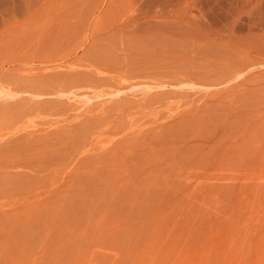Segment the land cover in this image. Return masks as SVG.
<instances>
[{
  "label": "rangeland",
  "instance_id": "1",
  "mask_svg": "<svg viewBox=\"0 0 264 264\" xmlns=\"http://www.w3.org/2000/svg\"><path fill=\"white\" fill-rule=\"evenodd\" d=\"M111 1L112 0H0V30L4 29V24L8 23L10 20L25 19V12L29 7H38L42 5L47 6V4L48 6L54 5L53 7H55V9L51 10L52 12L56 10L54 14L51 13L50 10H46L48 9V6L45 7V9L43 8L44 11L42 13L44 15L42 13L39 14L41 15V18L42 15L44 18V16L46 17L48 14L47 17L52 18H50L52 20L51 23L54 22L55 24V21L59 19L64 20L68 17H71L69 16L71 14L66 12V10L68 11L71 9L70 5L72 7L73 5L77 6L79 4H81V6L82 4L83 6L88 5L90 7L100 5L98 8H96L97 10L95 9L93 14L91 12L86 13L89 15H86L85 13L80 15L77 13L80 15L77 16L78 18L80 17L81 20L87 19L89 21L90 24L88 26L90 29L88 31L91 30L89 33V39L91 40H84V42L86 41V46L84 48L78 46L74 53L76 55L73 54V58H81L80 62L85 61L90 56L100 59L99 55H104L106 50H109L110 52V48H101L99 45L100 42L105 44V40L100 38V34L102 33L101 29H103L101 27L107 25L110 20L115 18L117 15L116 14L113 16V10L111 11L109 9V4L111 5ZM114 2L116 5H119L120 1L118 2V0H113L112 5H115ZM261 2H256V4L254 3L247 6V8L246 6H241L248 10L250 9L251 12H248V10L245 9V12H241L242 14L239 13L240 18H234V21L230 22L231 24L234 22L233 25L226 23L227 20H223L225 19L224 17H219V19L215 20L216 22L213 26H233L235 31L234 34H236L238 37L245 36L244 32L246 33L248 28H250L248 18H253L251 16L258 10V14L259 12H264V2L260 4ZM253 5H257L258 8ZM57 6L60 9L57 8V10ZM64 6L69 8L64 9ZM106 7L108 8V11L105 10ZM110 8L112 9V7ZM253 8L256 9H254V12ZM237 9L234 8L233 10L235 11ZM12 12H16V14H13ZM255 13L254 17L258 15H255ZM73 15L74 14H72V17ZM261 15L264 14L261 13ZM7 18L10 20L7 21ZM74 18L76 19V14L72 20ZM1 22L5 23L1 25ZM79 23H85V21H81ZM92 23L95 24V27H92ZM82 25L83 24H81V26L80 24L78 25V31L75 30V33L74 31L73 33H71L72 31H68L69 36L72 34L71 37H75L73 38V43H76V45L79 44L78 42L80 38L82 40L85 34ZM54 26L55 29L53 28V30L51 29L49 32L53 33L55 30H57L58 33L55 31V35L52 34V36H50L51 38L56 36V34H59L56 37L59 36V39L62 40V37H69L68 35L66 36V32L64 30L62 33L58 30L60 27L58 28V26ZM92 31H94V34L97 35L94 40H92ZM51 33L49 34L51 35ZM108 34L110 35V33ZM108 37L109 36H107V38ZM1 38L2 37H0V39ZM77 38H79L78 41ZM69 39L66 40L68 41ZM108 40L106 42H109ZM1 41L2 43L0 42V44L3 45L6 40ZM70 42L72 43L71 39ZM99 48L102 50H99ZM90 49L91 51H89ZM100 51L102 52L100 53ZM187 51L188 50H186V52L180 51V55L173 54L175 55L174 59L176 58V60L174 61L176 62L179 58L182 60V62L186 60L188 62V60L192 59L194 56L192 61H194L195 64L194 62L189 64V62L191 63V60L188 63L185 62L186 66L189 64L186 70L184 69V62L182 64L180 60V63L184 67L180 63L178 64L179 67H177L178 65H176V63H174L172 60V55L170 60H164H166L168 63L173 61V65L176 69H173L172 64L169 63L170 65L168 64L167 67L171 66L170 68H172V70L166 71V63L160 60L161 57L164 58L162 52H158V55L161 54L160 56H156L157 52L154 53L155 51H150L148 53L149 56L146 57H148V59L150 58L152 61L155 60V63L153 62L154 64H152L150 59L146 60V57H144L145 59L142 58L141 60H138V67H140L141 61L142 64L149 61L150 63L147 62L148 64L146 63L145 66L152 64V66H155L153 68L154 70L155 68L157 69L158 65L163 67L165 66L166 68H163L161 73L166 72L167 76H161L163 77L161 80H168L169 78V81H172L171 83L167 82L166 85L152 86L150 89L147 88L145 90H143L140 86H135V88H127L128 90L125 89V92L121 91V94H116L114 97L112 95V98L110 96V98H108V96H106L107 98L105 96L95 98L91 99V102H88L89 104H86L92 106L94 108L93 110L96 111L99 110V107V111H101L104 105V109L106 110L107 108V114L110 112V117L105 119L107 121H102V123H107V125L110 126H104V129L107 130L105 135L108 134V131L109 134H111V126L113 124L112 128L118 126V128L115 127L114 129L119 130V132L122 130L121 133H118V131L114 133L120 134L119 136H123L122 138H124V136L127 137V134H129L130 137L126 139V142H124L125 140L123 141V144H121L122 146H120L122 147L121 149L118 146L115 147L116 150L119 151H110L105 149L106 151H100L102 154L98 153V150H92L93 152L87 151L86 154H84V159L81 158L82 156L79 157V154H77L75 151L69 154L66 149L69 150L71 147L65 145L64 142H62V146H59V148H62L63 150L61 154L66 155L61 156V154L59 155V152L55 153V155H57V159L52 161L56 157L55 155L53 156L54 158H48L50 160L52 159L51 161L47 159L49 164L48 161L45 163L42 162L44 165H42L40 162L41 166H39L38 160L34 161L35 157L29 154L33 148H37L36 150H39L41 147L45 148L48 144H52L56 141L58 133L63 134L67 131L68 127H60L61 125L58 126L59 123L57 121V124L54 123L55 120H57L55 116L53 117V115L50 114L45 116L44 114H47L45 113L46 110H48V113H50V107L54 106L52 104L57 103V100L55 99H58L59 105L56 104L57 106H60L64 100L65 102H70L68 103L69 105L71 104L73 98L75 99L74 101H76L75 104H77L78 102L75 96L70 95L72 98L70 100L67 97H61L63 98L62 101V99L58 97L56 98L54 95H49L50 97L48 96L45 101L49 99L48 101L50 102H44L46 97H43L44 99L38 97V101H41L38 103V101H34V99L36 100L35 97L32 99V97L28 96V98L30 97L33 101L28 99L29 102L26 100L21 102L20 97L22 96L20 95H15V97L12 96L14 98L13 99L12 97H9L10 95L7 97L5 96L6 94L0 93V107L2 108H0V111L2 110L0 112V131L1 134H3L0 135V155L3 153L5 154V150L7 149L11 152L6 153L9 156H6L8 160L6 159L5 161L6 163L8 161L9 164H0V264H264V145H262L264 144V141H262L264 140V135H262L264 134V130H262L264 129L262 128L264 127V124H262L264 123L262 122L264 121V118L260 119L261 117H264V105H262L264 104V66H262L264 64H255L253 66L252 64H248V67L245 69V71L243 70V74L242 72L240 73L241 76H238V78L236 77V80L234 79L228 83L218 82L219 84H216L215 86H209V88L200 87L198 85V87L196 85L190 87L188 85L186 86L185 84L179 85L177 82H175V80H177L180 75V77H182L183 72L192 70L197 74L199 72L206 73L208 70L211 73L221 74L220 72L222 71L218 72V70H215L214 68L215 65L216 68H225L226 58L223 60L222 58L224 56H205L206 54L198 51H196L197 53L190 55V51H188L189 53ZM109 52L107 51L106 54ZM2 56L3 55H0V57ZM152 56L155 58H152ZM158 57L162 62H159ZM218 57H220V59ZM98 59L96 61H98ZM198 60L200 61L198 62ZM1 61L0 68L2 70L0 69V88L2 89L1 84H5L7 80L12 81V77L14 76L13 74L15 72L13 71L14 73L12 72V75L6 77V75L9 73L7 70L11 68V66H8L7 64L4 66V62ZM216 61L218 63H216ZM85 62L88 61L86 60ZM156 63L159 64L157 65ZM142 64L141 67L144 66V64L143 66ZM191 65H195V67H192ZM25 66L26 65H24V69L19 68L22 69L23 72L21 71V73L24 75H27L28 73L40 72V70L38 71L37 69L33 68H31V70L29 69V72L27 68L31 65H27V68ZM161 66L158 68V71L161 70ZM32 69L36 70L37 72L32 71ZM153 69L150 71H153ZM173 70L175 72H173ZM157 72L155 73L158 74ZM156 74H154V80L156 78V80H158V77L160 78L158 75V77H155ZM195 77H197V81H206L203 79L204 77L200 75ZM3 78L8 79L2 81ZM194 80L196 79L194 78ZM173 82H175L176 85H171L175 84ZM226 87H228L227 90L229 91H226ZM219 88L222 89V92ZM157 89L162 90L160 91ZM215 90L218 91L216 92ZM234 91L235 93H233ZM238 91H240L239 94ZM51 97L55 99L51 100ZM115 97L117 100H121V102L119 100V104L117 100H114L116 99ZM244 97L249 103L246 102ZM102 98H104V100ZM42 99L44 106L42 105ZM12 100L13 102L16 100L15 103L19 104L15 106L16 104L12 103ZM6 101L10 109H6ZM9 101H11L12 104L9 105ZM74 101L72 104H74ZM82 101L83 100L80 99L78 104L80 105ZM96 101L98 102L97 107L96 105H92ZM25 102L26 104L24 105L26 107L23 106V103ZM33 102L34 104H32ZM100 102H102V104ZM21 103L22 107L20 108L18 106H20ZM110 104L112 107H109ZM61 105L63 106L64 102ZM66 105L67 104L65 103L64 107H67ZM207 105L208 107H206ZM40 106L42 107L40 108ZM121 106L123 108H121ZM136 106L141 107H138V109ZM14 107H18V109ZM125 107L127 110H122ZM11 108L14 109L12 110ZM41 109L44 111V114H42L43 111ZM166 109L168 111H166ZM192 109H194V111ZM128 110L129 112H125ZM164 111L166 117L162 115ZM20 114L23 115V117H17L20 116ZM197 114L199 116H197ZM117 115L119 117H117ZM121 116V119L123 120L124 117L127 118L125 119L127 120L125 123L124 121H121L125 125H121L119 122ZM137 116H139L138 118H140V116L142 118L139 120ZM50 117H52V119ZM82 117L83 116H80L79 118ZM111 118L112 120L110 121ZM188 118L190 121H188ZM17 119L19 120L17 121ZM83 119L85 120V118ZM191 119L194 120L192 121ZM143 120L145 122L144 124ZM89 121L90 119H88V122ZM113 121L118 125L114 126L116 123H113ZM134 121L137 123L135 124ZM154 121L161 124L162 126H167L165 127L166 129H168V127L170 129L174 127V130L168 129L169 132H167L168 130L163 131L161 127L160 129L157 127V129H154L152 133L143 134L145 131L148 132L146 129L149 127L150 122L152 123ZM16 123H19V125L21 124V126L18 127L19 129H17V126H14ZM202 123L203 126L201 127L200 125H202ZM193 124L194 126L192 129ZM259 124H262V129L259 128L260 126L258 127ZM12 125L14 127L13 129H10ZM35 126L37 128H35ZM120 126H123V128ZM195 126L197 128H195ZM31 127H33L34 130ZM46 127L48 128L46 129ZM20 128L22 129L20 130ZM108 128L111 130H108ZM138 128L140 129L138 130ZM49 129H51L52 132ZM114 129L112 130V136L116 139L118 134L113 135ZM194 129L197 131H193ZM127 130L132 132H127ZM239 130L241 132H239ZM158 131H160L158 133L159 137L160 133L164 134L161 136L163 139L169 137L174 138V135L176 136L173 140H171V142L168 141L174 144V146H172L173 149H171L173 152L170 151L171 156L164 154L167 153L166 151L169 153L170 149L167 147L166 149L164 147L160 149L154 147L156 151L154 148H152V150H154L156 153L159 152L157 149L163 150L162 152L165 159L161 161L159 160L157 162L158 159L156 158H160L157 157V155L159 156L160 153L155 155L152 150H149L151 149L150 145H148V143L145 141H148V137L152 136V134L154 137H156V132ZM221 131L222 133H226L227 131L234 133L232 135H227L228 133L225 134L228 136L225 138V135H222ZM242 131H244L245 134L244 132L242 133ZM254 131H261L262 134L259 135L262 137L257 134L258 132L256 133ZM124 132L127 134H124ZM153 132H155L156 135ZM171 132H173L174 135L172 134L168 137L166 134ZM133 133L135 134L132 135ZM188 133L190 134L188 135ZM220 133L223 137V141H221V143L218 141L220 140L218 138V136H220L218 134ZM237 133H242L243 136H240V134ZM66 134L67 132L65 135ZM41 135L42 137H40ZM244 135L246 136L244 137ZM4 136L5 139L3 138ZM112 136L107 137L108 139L112 138L115 140ZM134 136H136L135 139H133ZM165 136L166 138H164ZM191 136L193 138H191ZM254 136H256V138H254ZM180 137H182V139ZM201 137H203V139ZM8 138H10V140ZM139 138H142V141ZM155 140L158 141L159 139L155 138ZM182 140L184 142H182ZM240 140L241 142H238ZM256 140L258 141L254 144ZM135 142L138 143L136 144ZM197 142H204L206 145L203 144L202 146V144H200L202 147L200 146V149L197 148L199 149V152L195 153L194 151L196 150V147L192 148L194 151L191 149V147H194L193 145L196 146L199 144ZM214 142H218V144ZM228 142L231 144L235 142V145H233L234 149L231 148L232 146H229L230 143ZM239 144L241 147H239ZM225 145H228L227 147L229 148L226 149L227 147L225 148ZM178 146H182L184 151H181ZM236 147H239V150L236 149ZM87 148L88 147H86V149ZM111 148L112 147H110V149ZM135 148L141 150L142 152H139L142 154L143 151H145L143 157H149L146 162L142 161V158L135 159V161L128 160L125 162L127 158H130L134 155L133 150L135 152ZM35 149H33V151H35ZM203 149H205V151L201 152ZM229 149L232 150L230 151ZM127 150L129 153H126L125 157L123 153H125ZM148 150L150 152L149 155ZM18 151L20 154L24 153L27 155L28 153L27 157L26 155L23 157L24 154L21 155V159L27 158L32 161H29L28 163H26L28 160L25 161L22 159V161H20V154ZM118 153L122 154L117 155ZM93 154H96V156ZM192 154H195V156ZM110 155L111 157H109ZM104 156L107 157V160ZM122 156H124L125 159H123ZM17 157L19 158L17 159ZM74 157L75 161L77 159H81V162H79V164L77 163L78 165L76 162H71L74 161ZM162 157L163 155L161 158ZM115 158L117 160H115ZM15 159L20 162L18 163L16 161L17 163H15ZM171 159L173 160L172 162H170ZM13 160L14 163H11ZM166 160L169 162L167 161L164 163ZM68 163L72 164L67 166ZM72 172L74 173L69 177L68 175H71ZM107 174L108 176H106ZM73 175L75 177H73Z\"/></svg>",
  "mask_w": 264,
  "mask_h": 264
},
{
  "label": "bare ground",
  "instance_id": "2",
  "mask_svg": "<svg viewBox=\"0 0 264 264\" xmlns=\"http://www.w3.org/2000/svg\"><path fill=\"white\" fill-rule=\"evenodd\" d=\"M261 1L262 0H118L119 5H116L115 2H114L115 5H112L113 4L112 3L113 0H112L110 2L111 5L108 3L109 4V9L111 11L113 10V13H114L113 16H115L116 14L117 15L115 16V18H112L111 17L112 19L110 20V22L108 23V21H107L108 24L105 25L104 27H101L100 26L101 28H103V29H101L102 30V33L100 34V38L102 40H105L104 41L105 44H102V42H100L101 40L99 41L100 42L99 47L105 48V49H106V47H107V49L110 48V52H109V50H106L105 51V54L103 53L104 55H99L100 56V59H98L96 56H95L96 58H94L93 56H90L91 58L93 57L92 59L90 57H88L89 59L88 58L87 59L85 58L88 62H85L86 60L83 61V62H80L81 61V58L79 59L78 57L73 58V56L76 55V54H74L76 48H78V46L84 48L86 46V43H85L86 41L84 42V40H91V39H89V35H90L89 33L91 32V30L88 31L90 29L89 26H88L90 24L89 21L87 19H82L81 20L80 17L78 18L77 16L79 14L80 15L82 13L83 14L84 13L86 14L88 12H91L93 14L95 12V9L98 8L100 5L99 6L98 5H95V6L93 5L94 7H90L88 5L87 6H83V4H82V6H81V4H79L77 6H74L73 5V7L70 5V8L71 9H69L68 11L66 10V12H68V14L70 13L71 15H69V16H71V17H68L69 19L66 18L67 20L66 19L60 20L58 18L59 20L55 21L56 22L55 24H54V22L51 23V21H52L51 19L52 18L51 17L48 18L47 17L48 14L46 15V17L44 16V18H43V15H44L42 13L44 11L43 8L45 9V7H47L48 4H47V6L42 5V6H38V7H29V8L27 7L28 9L25 12V15H26L25 19H22V20H18V19L10 20V19L7 18V21L8 20H10V21H8V23L4 24L5 25L4 29H1L0 30V37H2L0 39V42L2 43L1 40H6L5 43H3V45L0 44V55H3L2 57H0V58H3V59H0V61L2 60L4 62V66H5V64H7L8 66H11V68H9L7 70L9 73H8V75H6V77L9 76V75H12V72L13 71L15 73L13 72L14 73L13 74L14 76L12 77L13 78L12 81L11 80L8 81L7 80L8 78L7 79H4L3 78L2 81H4V80H7V81H6L5 84H1L2 89L0 88L1 89L0 90V93L6 94L5 96H7V97L9 95H10L9 97H12V96L15 97V95H20V96H22V97H20L21 99L19 98L21 100V102L23 100L28 101V99L30 101H33L32 100L33 97L36 98V100L34 99V101H38V97H41V98H43V97L45 98L46 97L45 99L44 98L43 99H44V102H47L49 99L47 101H45V100L47 99V97L49 95H51V96L54 95L56 98L58 97V98L62 99V101H63V98H61V97H67L69 100L72 99L70 97V95L75 96V98L77 99V102L78 103H79L80 99L83 100L80 105L78 103H77L78 105L75 104L76 101H74L75 100L74 98L71 101V104H69V105H68V103H70V102H68V101L65 102V100H64L63 101L64 102V105L63 106L61 105L63 102L60 104V106H57V105H59L58 99H55V98L51 97V100H54V99L57 100L56 101L57 102L56 103L57 105L56 104H52L54 106L53 107H50L51 108V111L49 109L50 113H48V110H46V108H45V110H46L45 113H47V114H44V111L41 109L43 111L42 114H44L45 116L46 115H49V114L50 115H53V117L55 116V118H57V120H55L54 123H56V121H57L59 123L58 126L61 125L60 127H63V126L64 127H68V129L66 131L67 134L65 135L66 132L63 133V134H59L58 133L57 134L58 137H56L57 139H56L55 142H53L52 144H48L47 147H45V148L44 147H41V148L38 147L39 150H36L37 148L36 149L33 148V149H35V151H33V149H31L33 152L30 151L31 153L29 152V154L33 155L35 157L34 158V161L38 160V164H39V166H41L40 165V162L41 163L42 162L45 163L46 161L50 160L48 158H52L55 155V153H58L59 152V155L61 154V152L63 150H62V148L60 149L59 146L60 147L62 146L61 145L62 142H64L65 145L71 147L69 150L66 149L69 154L72 153L73 151H75L77 154H79V157L82 156L81 158H83V159L85 157L84 154H86L87 151H92V150L93 151L94 150L97 151L98 150L99 151L98 153H101L100 152L101 150L102 151H106V150L119 151V150H116L115 147L122 146L121 144H123V141L125 140L124 142H126V139L128 137H130V135L127 134L126 132H124V134L126 133L128 135L127 137L124 136V138H122L123 136L122 137L119 136L120 134H118V133H121L122 130H121V132H119V130H117V129L115 130L114 129L115 127L118 128V126H115V125H118V124L116 122H114V121H113V123H116V124H114L115 127L112 128V126H113V124H112L111 129L112 130L114 129L113 135H115V134L117 135L118 134L117 138L115 139V137L112 136V130L110 128H108V130H111V134H109V131H108L107 133L109 135L108 134L105 135V133H106L107 130L104 129V126L107 127L109 125H107V123H102V121L105 120L107 117H110V115H109L110 112L107 114V111H106L107 108L105 110L104 109V105H103V109L101 111H99L100 110V107H99V110L96 111V110H93L94 108L92 106L86 105V104L89 101L91 102V99H95V98H100V97H104V96L105 97L108 96V98H110V97L112 98V95L114 97V95L115 96H116V94L118 95L121 91H124L127 88L128 89L135 88V86H140L143 90H145L147 88L150 89V87H152V86L166 85L167 82H170L171 83L172 81H169V78H168V80H161V78L163 79V77H161V76H164V77L167 76L166 75V72L165 73H161V71H162L163 68H166L169 63L172 64L173 69H176L175 66L173 65V61L176 60V58L174 59V56L175 55H173V54H176V55L179 54L180 55V53H179L180 51L186 52V50H188L191 53L190 55L195 54V53H197L196 51H198V52H202L203 54H206L205 56H222V57L224 56L222 58L223 60H225V58H226V62L224 61L225 62V65H226L225 68L224 67L223 68H220L219 67V64H221V63L218 64V67L219 68H216V65L214 64L215 65V68L214 69L215 70H218V72L222 71V72H220L221 74L211 73L209 70L206 73H200L199 72L197 74L195 71L192 70V71H185V72H183L182 77H180L181 75L179 76L180 78L177 76L178 79L175 80V82H177V84H179V85L185 84L186 86L188 85L190 87H192L194 85H196V86L198 85L200 87L209 88V86H215L216 84H219V83H228L229 81L234 80L236 77L238 78V76H241L240 73L242 72V74H243V70L245 71V69L248 67L247 66L248 64L249 65L252 64V66L255 65V64H260V65L264 64V15H261V13L264 14V12H259V14H258L257 13L259 11L258 10L255 13L254 11L256 9L253 8V12L255 13V15L256 14H258V15L256 17H254V13L252 12L253 15L251 14L252 15L251 17H253V18H250V17L248 18L247 17L250 28H248V30L246 31V33L244 32V35L245 36L238 37L236 34H234L235 31L233 29V26L232 27L231 26L230 27H227L225 25H222V26L220 25V27L219 26L218 27L213 26L214 23L216 22L215 20L219 19V17L220 18L221 17L222 18L224 17L225 19H223V20H227L226 23L229 24L231 21H234L233 20L234 18L237 19V17H239L240 14H242L243 12H245L246 10H248V9H246L247 6L252 5L254 3L256 4V2L259 3ZM262 2H264V1H262ZM262 2L260 4H262ZM116 3H117V1H116ZM257 5H259V4H257ZM257 5H253V6H255V7L258 8ZM30 6H32V5H30ZM53 6H51V5L48 6V9H46V10H50V12L54 14V12L56 10L54 12L51 11V10L55 9V7H53ZM59 6H61V5H59ZM241 6H246V8L245 7H241ZM253 6H250V7H253ZM110 7H112V9ZM57 8H58V6L56 7V9ZM66 8H69V7H65L64 9H66ZM234 8H236V9L239 8V9H237V10L234 11L233 10ZM58 9H60V8H58ZM107 9L108 8L106 7L105 10H107ZM249 11H250V9L248 10V12ZM261 11H262V9H261ZM39 13H42L43 14L42 15V18L43 19L40 17L41 15ZM77 13H79V14H77ZM13 14H16V12L13 13ZM13 14H12V16L14 17ZM72 14H74L73 17H75V14H76V19L74 18L72 20V18H73L72 17ZM86 15H89V14H86ZM2 18H4V17H2ZM236 19H235V21H236ZM3 21H4V19H3ZM81 21L82 22L85 21V23H79ZM47 22L50 23V24H48ZM96 22H98V21H96ZM223 22H225V21H223ZM248 22H247V24H248ZM3 23H5V22H3ZM3 23L1 22V25ZM79 24H80V26H81V24H83L82 25V28H83V31H84L85 34H84V36L82 38L83 42H82L81 38L79 37L80 38V40L78 42L79 44L76 45V43H73L74 42L73 38H75V37H71L72 34L69 36V32L72 31L71 33H73V31H74V33H75V30L78 31V28H79L78 25ZM221 24H222V22H221ZM233 24H234V22H233ZM233 24H231V25H233ZM54 25L58 26V28L60 27V29H58V30L61 31V33L64 30L66 32V36L67 35L69 36L67 38L66 37H62V36H60V37H62L63 40H64V38H65V40L70 38L72 40V43L70 42V39L68 41L67 40L66 41L65 40L63 41L62 39H59V36L56 37L59 34H56V36H54L53 38H51L50 36H52V34L55 35V33L57 32V30H55L56 32L54 31L55 33L54 32L53 33L49 32V31H51V29L52 30H53V28L55 29V26ZM94 25L95 24H93L92 27H95ZM100 27H98V28H100ZM65 29L66 30L68 29V30L66 31ZM79 30H81V29H79ZM77 31H76V33H77ZM94 31H95V29H94ZM94 31H92V40H94V38L97 37V35L94 34ZM49 33H51V35ZM108 33H110L111 36ZM61 35H63V34H61ZM64 35H65V33H64ZM107 36H109V37L107 38ZM79 38H77V41H78ZM106 39L107 40L109 39L108 40L109 42H106L107 41ZM252 42H254V43H252ZM101 48H99V50ZM178 50H180V51H178ZM89 51H91V49ZM107 51L109 52L108 54H106ZM150 51L151 52L152 51H155L154 53L157 52L156 53V56L158 55V52H162V54L164 55V58L161 57L163 59L160 58V60H162V61H164L166 63L165 64L166 67L165 66L163 67L161 65H158L159 63H156L158 65V67L156 65L157 69L155 68V70H154L153 68L155 66L154 65L152 66V64L155 63V60L152 61L150 58L149 59L152 62L151 65L149 64V65H146L145 66V64L147 62H149V61L146 62L145 60H143L144 62H146V63H143L144 66H143L142 61H141L140 63L142 64L143 67H141V64H140V67L141 68L138 67L139 66V64H138L139 61L138 60H141L142 58L145 59L144 57L149 56L148 53ZM101 52L102 51H100V53ZM182 52H181V54H182ZM160 55H158V56H160ZM172 55H173V59H172L173 61H170L168 63V62H166V60H164V59H167V61L170 60L172 58L171 57ZM154 56H155V54H154ZM154 56H152V58ZM195 56H197V55H195ZM193 57H192V59H189L188 60V62L191 60V63L189 62V64H192V62H194V61H192L193 60ZM218 58L220 59V57H218ZM97 59H98V61H96ZM149 59H148V57H146V60H149ZM195 59H197V58H195ZM158 60H159V57H158ZM160 60H159V62H162ZM179 60H180V58L178 59V61ZM200 60H198V62ZM180 61H181L182 64L184 62V66H185L184 69L186 70V68L189 66V64L187 66L185 64V62L188 63L187 60L186 61H183V62H182V60H180ZM180 61L178 63L176 61H174V63H176V65H178L180 63ZM217 61H216V63H218ZM220 61H222V60H220ZM156 62H157V59H156ZM161 64H163V63H161ZM194 64H195V62H194ZM24 65H26V66L27 65H31L28 68L25 66L27 68V70H29V69L31 70V68H33V69H37L38 71L40 70V72H37L36 70H33L32 69V71H35L37 73H28L27 72L28 74L27 75L26 74L24 75L23 73H21L22 69H19V68H23L24 69ZM160 66H161V70L158 71V68H160ZM262 66H264V65H262ZM170 67H167V70L166 71H171L172 68H170ZM177 67H179V65ZM192 67H195V65H193ZM249 67H251V66H249ZM151 69H153V71H150ZM30 70H29V72H30ZM155 72H157L158 74H156ZM173 72H175V71L173 70ZM24 73H26V72H24ZM154 74H156L155 77L157 75L160 76V78L157 76L158 77V80L160 79L159 81L156 80L157 78L154 80ZM168 74H170V73H168ZM196 74L204 77L203 79H205L206 81L205 82L197 81V77H195V76H197ZM260 76H262V75H260ZM14 77H15V79H14ZM169 77H170V75H169ZM194 78L196 80H194ZM200 79H202V78H200ZM260 79H261V77H260ZM164 81H166V82H164ZM175 82H173V83H175ZM159 83H162V84H159ZM171 85H176V83L175 84H171ZM158 88H160V87H158ZM163 88H164V86H163ZM231 88H233V87H231ZM236 88H235V90H236ZM227 89H228V87H226V91H229ZM143 90H141V91H143ZM157 90H160V89H157ZM221 90L222 89H220V91ZM137 91H139V90H137ZM245 91H247V90H245ZM124 92H123V94H124ZM213 92H214V90H213ZM221 92H218V93H221ZM239 92L240 91H238V94H239ZM218 93H216V94H218ZM233 93H235V91ZM28 96L32 97V99L30 97L28 98ZM163 96H162V98H163ZM246 96H248V95H246ZM210 97H212V96H210ZM158 98H160V97H158ZM43 99H42V105L44 104L43 103ZM102 99L104 100V98H102ZM240 99H241V97H240ZM16 100H14V102L12 100V103H15ZM20 100H18V101H20ZM114 100H117V98L114 99ZM119 100H117L118 104H119ZM146 100H147V98H146ZM159 100H162V99H159ZM172 100H173V98H172ZM245 100H246V98H245ZM73 101H74V104H72ZM97 101L94 104H92V105H94V106L96 105V107H97V103L99 102V101L98 102ZM9 102H10L9 105L12 104L11 101H9ZM40 102L38 101V103H40ZM48 102H50V101H48ZM54 102H52V103H54ZM120 102H121V100H120ZM246 102H247V100H246ZM258 102H259V100H258ZM5 103L7 105L6 109L9 108L7 101ZM35 103H37V102H35ZM65 103L67 104L66 105L67 107H64L65 106ZM100 103L102 104V102H100ZM149 103H150V101H149ZM165 103H167V102H165ZM247 103H249V102H247ZM15 104L14 105L17 106L19 103L18 104L15 103ZM24 104H26V102L23 103V106H25ZM32 104H34V102ZM134 104H135V102H134ZM138 104H140V103H138ZM1 105H2V103H1ZM262 105H264V104H262ZM110 106H111V104L109 105V107ZM18 107L21 108L22 107V103ZM18 107L17 108L14 107V108L18 109ZM41 107L42 106H40V108ZM115 107H116V105H115ZM117 107H118V105H117ZM127 107H129V106H127ZM138 107L136 106V108H138ZM151 107H153V106H151ZM206 107H208V105ZM121 108H123V107L121 106ZM125 109L127 110L126 107L124 109H122V110H125ZM220 109H221V107H220ZM220 109H218V110H220ZM122 110H121V112H122ZM192 110L194 111V109H192ZM19 111H21V110H19ZM19 111H18V113H19ZM133 111H134V108H133ZM135 111L137 112L136 109H135ZM166 111H168V110L166 109ZM260 111H262V110H260ZM28 112H29V110H28ZM125 112H129V110L128 111H125ZM164 113H165V111L163 112L162 115L165 116L166 114H164ZM223 113H221V114H223ZM15 114H17V113H15ZM35 114H37V113H35ZM21 116L23 117V115H21V114H20V116H17V117H21ZM80 116H83V117L82 118H79ZM197 116H199V115L197 114ZM112 117H115V116H112ZM117 117H119V116L117 115ZM126 117L128 118L127 115H126ZM138 117L139 116H137V118ZM50 118L52 119V117H50ZM83 118H85V120H87V121H85ZM121 118H122V116L120 117L119 122L122 125L123 123L121 121H124V123H125V121H127L125 119H127V118L124 117V120L121 119ZM140 118H142V117L140 116ZM140 118H138V119L140 120ZM262 118H264V117H261L260 119H262ZM88 119H90L89 122H88ZM253 119H255V118H253ZM18 120L19 119H17V121ZM111 120H112V118L110 119V121ZM114 120H115V118H114ZM246 120H248V119H246ZM105 121H107V120H105ZM141 121H139V122H141ZM155 121L152 122V123L150 122L149 127L147 125V127H148L147 129L145 127V129L148 130V132L145 131V133H143V134L152 133V131L154 129H157V127H159V129L161 127L163 129V131H166V130L170 129L169 127H168V129H166L165 127H167V126H162L161 124H159V123H157ZM188 121H190L189 118H188ZM260 121H262V120H260ZM134 122H135V124L137 123L136 121H134ZM262 122H264V121H262ZM144 123L145 122L143 120V124ZM155 123H157V124H155ZM194 124H195V121H194ZM194 124L192 125V129H193ZM214 124H215V122H214ZM226 124H227V122H226ZM262 124H264V123H262ZM262 124H259L258 127L260 126L259 128H261V125ZM123 125H125V124H123ZM14 126H17V129H19L18 127L21 126V124L19 125V123H16ZM14 126L12 125L10 127V129L11 128L13 129ZM200 126L202 127L203 126V123ZM200 126H198V127H200ZM138 127H139V125H138ZM31 128H33V127H31ZM35 128H37V127L35 126ZM47 128L48 127H46V129ZM52 128H54V127H52ZM121 128H123V126ZM121 128H119V129H121ZM182 128H184V127H182ZM195 128H197V127L195 126ZM233 128H234V126H233ZM262 128H264V127H262ZM21 129L22 128H20V130ZM42 129H41V131H42ZM51 129H49V130H51ZM139 129L140 128H138V130ZM230 129H231V127H230ZM240 129H244V128H240ZM33 130H34V128H33ZM138 130H136V131H138ZM170 130H174V127H172ZM262 130H264V129H262ZM117 131H118V133H114V132H117ZM193 131H197V130L194 129ZM244 131H242V133ZM19 132H21V131H19ZM22 132H23V130H22ZM26 132H27V130H26ZM48 132H50V131H48ZM51 132H52V130H51ZM127 132H130L131 133L132 131L127 130ZM159 132L160 131L156 132L157 135L155 134V132H153L156 135V137H154V135L152 134V136H149L150 138L148 137V141H145V142H147L148 145H150V148L151 149H149V150H152V148H154V147L159 148V149L162 148V147H164L165 149H166V147L169 148L170 149L169 150V153H168V151H166L167 153H164V154L165 155L166 154L167 155H170V153H171L170 151L173 152V150H171V149H173L172 146H174V144L173 143H170V142H171V140H173L175 138L176 135H174V133H173L174 131H173L171 133H167L166 135L169 137L170 135L173 134L174 135V138H171V137L166 138V136H165L164 138H166V139H163V137H161L163 133L162 134L160 133V137H159L158 136L159 135L158 134ZM167 132H169V130ZM239 132H241V131L239 130ZM245 132H244V134H245ZM254 132H256V133L258 132L257 133L258 135L259 134H262L261 131H254ZM5 133H8V132H5ZM38 133H40V132H38ZM221 133H222V131H221ZM221 133L218 134V135H220V136H218V138L220 139L218 141L220 143H221V141H223V137L221 136ZM233 133L234 132L231 133V132H228L227 131L226 133L223 132L222 135H225V134H227V135L231 134L232 135ZM242 133H237V134H240V136H241ZM134 134L135 133H133L132 135H134ZM189 134L190 133H188V135ZM197 134H198V132H197ZM237 134H234V135H237ZM0 135H3V134H1V131H0ZM42 135H43V132H42ZM42 135L40 137H42ZM110 135L115 140H113L112 138L111 139H108L107 136L111 137ZM227 135H225V138L228 137ZM262 135H264V134H262ZM136 136H134L133 139H135ZM195 136H196V134H195ZM245 136L246 135H244V137ZM119 137H121V138H119ZM221 137H222V140H221ZM249 137H251V136H249ZM260 137H262V136H260ZM3 138L5 139V136ZM142 138H139V139H141V141H142ZM155 138L156 139H159V140L157 141V140H155ZM160 138H161V140H160ZM180 138L182 139V137H180ZM191 138H193V137L191 136ZM201 138L203 139V137H201ZM225 138H224V140H225ZM236 138H237V136H236ZM254 138H256V136H254ZM257 138H258V136H257ZM8 139L10 140V138H8ZM130 139H129V141H130ZM244 139H246V138H244ZM237 140H239V139H237ZM38 141H39V139H38ZM168 141H170V142H168ZM242 141H243V138H242ZM257 141L258 140H256L254 142V144ZM262 141H264V140H262ZM262 141H260V142H262ZM29 142H31V141H29ZM40 142H42V141H40ZM182 142H184V141L182 140ZM238 142H241V140L238 141ZM174 143L177 144L176 142H174ZM197 143H199V144H197ZM197 143H196L197 144L196 146L193 145L194 147H191V149L196 147V150L195 151H194V149H192L195 153L196 152H199V149L204 144V142H197ZM214 143H217L218 144V142H214ZM228 143H230V142H228ZM200 144H202V146ZM204 145H206V143ZM210 145H208V146H210ZM233 145H235V142H233V144L230 143L229 146H232L231 148H233ZM262 145H264V144H262ZM227 146L225 145V148ZM18 147H19V145H18ZM86 147H88V148L86 149ZM110 147H112V148L110 149ZM143 147H145V146H143ZM239 147H241L240 144H239ZM121 148L122 147H120V149ZM178 148H180L181 151H184L182 146L181 147L178 146ZM197 148H199V149H197ZM228 148L229 147H227L226 149H228ZM238 148L236 147V149H238ZM7 150H5L6 153H8V152L11 153L10 150H8V151ZM149 150H148V152H149ZM229 150L231 151L232 149H229ZM16 151H17V149H16ZM127 151L125 153L122 152L124 156L126 155V153H129V151L128 152ZM139 151H141V150L135 148V152L133 150V154L134 155L131 156L130 158H127V160H125V162H127L128 160H130V161L131 160H134L135 161V159H140V158H142V161H145L146 162L149 157H147V156H144L143 157V154L145 153V151H143V154L140 153ZM152 151L154 152V150H152ZM155 151H156V149H155ZM157 151H159V152L158 153L154 152L155 155H157V154L160 153L159 156L157 155V157H160V158H156V159H158L157 162L159 160L160 161L161 160H164L165 158H164V154L162 152L163 150H158L157 149ZM204 151H205V149H203V151L201 150V152H204ZM22 152H24V151H22ZM137 152H139V153H137ZM174 152H175V150H174ZM6 153L5 154L3 153V154L0 155V164H3V165L9 164L8 161H7V163L5 161L7 159L6 156L8 155ZM18 153H19V151H18ZM146 153H147V151H146ZM23 154L24 153L20 154V159H19L20 161H22V159H24V158L21 159V155H23ZM96 154H93V155L96 156ZM103 154H105V153H103ZM119 154L120 153H118L117 155H119ZM149 154H150V152L148 153V155ZM25 155L26 154H24L23 157H25ZM62 155H66V154H61V156ZM160 155L161 156L163 155V157L161 158ZM27 156H28V153H27L26 157ZM55 156H56L55 158L53 157L54 160L51 159L52 161H55V159H57V155H55ZM61 156H59V157H61ZM124 156H122L123 159H125V157H126V156L125 157ZM193 156H195V154ZM104 157L107 160V157L106 156H104ZM109 157H111V155ZM154 157H156V156H154ZM18 158L19 157H17V159ZM17 159H15V163H17V162L19 163L20 162V161H17ZM32 159H33V157H32ZM150 159H152V158H150ZM172 159H174V158H172ZM172 159L170 160V162L173 161ZM24 160L25 161L28 160L26 163H28L29 161H32V160L27 159V158H25ZM24 160H23V162H24ZM80 160L81 159H77L75 161V157H74V161H71V162H76V164L77 163L79 164V162H81ZM115 160H117V159L115 158ZM167 161L168 160H166L164 163H166ZM11 163H14V160ZM44 163H42V165H44ZM48 164H49V161H48ZM69 164H72V163H68L67 166H69ZM73 164H75V163H73ZM77 167H80V166H77ZM73 173L74 172H72L71 175L69 174L68 176L69 177L72 176ZM40 175H42V174H40ZM32 176H33V174H32ZM106 176H108V174ZM38 177H39V175H38ZM45 177H46V174H45ZM73 177H75V176L73 175ZM79 177H80V173H79ZM50 178H51V176H50Z\"/></svg>",
  "mask_w": 264,
  "mask_h": 264
}]
</instances>
